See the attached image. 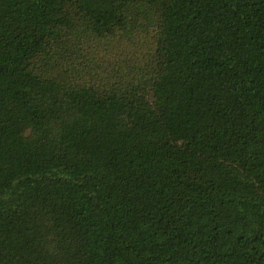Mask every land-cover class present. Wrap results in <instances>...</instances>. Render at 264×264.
I'll return each instance as SVG.
<instances>
[{
	"label": "trees",
	"instance_id": "1",
	"mask_svg": "<svg viewBox=\"0 0 264 264\" xmlns=\"http://www.w3.org/2000/svg\"><path fill=\"white\" fill-rule=\"evenodd\" d=\"M0 264H264V0H0Z\"/></svg>",
	"mask_w": 264,
	"mask_h": 264
}]
</instances>
